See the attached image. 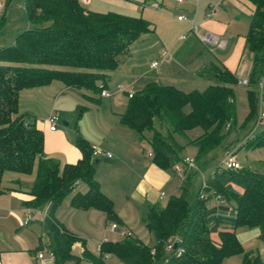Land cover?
Masks as SVG:
<instances>
[{"label":"trees","instance_id":"obj_1","mask_svg":"<svg viewBox=\"0 0 264 264\" xmlns=\"http://www.w3.org/2000/svg\"><path fill=\"white\" fill-rule=\"evenodd\" d=\"M248 1L254 6L244 45L250 56V118L258 101L255 88L262 84L264 90V0ZM23 5L30 26L21 30L12 44L0 46V194L4 192L1 180L5 171L28 174L36 166L29 199L23 205L34 209L47 206L43 233L46 247L55 256L53 264H106L105 254L116 256L120 264H221L234 254H242L240 264H264L258 254L244 250L235 233L238 226L256 228L264 244V173L243 167L231 170L219 164L204 186L193 181L198 171L217 157L215 151L225 148L224 141L236 122L234 86L238 75L214 63L200 73L211 81L204 89L184 91L172 84L148 81L131 97L126 96L119 114L120 123L149 144L153 164L172 175L184 167L179 194L168 196L164 204H151L145 211L142 221L153 236L151 242L124 235L101 241L95 254L86 248L84 238L57 219L63 199L78 183H84L87 189L75 190L71 206L100 210L107 221L122 224L113 201L95 178L102 157L93 156L92 144L76 131L74 145L81 158L75 163L60 165L46 155L35 117L19 110L20 92L57 80L86 90L87 100L99 101L110 73L130 57L134 44L148 34L155 36V26L142 16L90 10L81 0H24ZM241 145L264 148V125ZM187 147L195 149L197 168L193 172L183 160ZM213 197L216 203L208 205ZM213 234H218L219 240ZM77 241L81 252L73 250Z\"/></svg>","mask_w":264,"mask_h":264},{"label":"rangeland","instance_id":"obj_2","mask_svg":"<svg viewBox=\"0 0 264 264\" xmlns=\"http://www.w3.org/2000/svg\"><path fill=\"white\" fill-rule=\"evenodd\" d=\"M1 1L3 6L0 8V46H7L12 44L16 35L21 30L29 27L30 24L28 23L25 14L23 5L24 0H10L8 2H6V0ZM154 1H157L162 5L161 9H156L150 5V3ZM205 1L207 0H201V2H198V0H186L185 6H182L175 0H152L148 4L142 6V0H81V2L90 10L99 12L114 11L125 15L142 16L146 20L152 22L155 26V36L148 34L144 36L145 40L134 44L131 48L130 58L128 57L125 67H127V64L129 66L134 63L138 67H134L133 71L139 69L140 71H147L150 73L135 85L136 89H139L150 80L151 75L155 74L157 76L159 73H162L165 77H160L161 82L174 84L184 91L191 89L202 90L211 83V81L203 78L201 75H197L196 73L203 63L204 58L210 57L211 59H215V56L212 55H216V57L221 59L224 57L230 59L233 58L234 52H236L238 48H242V45L239 47V44L241 43V37L244 36L246 31L244 21L248 17L246 18L244 15L235 14L233 13L232 8L226 7L225 19L223 21L229 23V28L239 35L238 46L232 44L228 51L221 54L225 47L211 48L198 42V44H195L194 42L192 43L193 33H191L186 35L184 39H181L174 48H171V44L175 43L178 36L180 34H185L183 28L187 25V22L177 19L178 14H184L190 18L195 10H197L198 13L204 12V6L206 7L204 4ZM203 17L206 19L205 13L203 14ZM159 38L162 40L165 38L169 39L170 45L166 46L165 49H169L170 54L168 59L165 58L160 62L162 65H159V68H151L150 63L154 60L160 59V53L162 52V50L160 51L161 48H159V45H155L159 42ZM154 39H156L157 43L152 44L151 49L150 43H152ZM209 51L214 54H211ZM163 61H166V65L168 64L167 70H164L166 65ZM123 64L124 63H121L120 65ZM248 72L249 70L246 74L247 77ZM239 75L244 76L243 71L240 70L238 78ZM111 81L114 80L111 79ZM248 89H250L248 84L243 85L239 82L234 86V100L236 106L235 126L231 129L229 135L224 141V145H226L225 148L222 150H216L215 154L217 157L211 160L204 170L198 171L195 175L193 181L197 186L202 184L208 175L213 172L216 166L219 164L222 165V159L224 157L222 152L227 151H235V157L241 167L250 168L264 173V148L245 149L241 145L247 136L255 134L264 125V122H257L259 113L264 110V90L260 85L255 88L258 101L254 115L249 118L250 107L247 97ZM73 92V94L64 93L61 96L54 94V96L51 95L48 98H36L32 93L27 94V92H22L20 110H23L24 106H27L30 103L33 108H36L37 116H43L53 109L52 111L54 114L58 115L56 120L57 128L66 131L67 135L73 136L76 134V131L79 134H88L89 136L96 138L97 142H100L105 147H110L109 145H112L111 142H114V147L112 148V155H114V157L110 161L118 160L119 164L116 165V163L101 162L97 167V173L95 176L100 180L102 189L112 196L115 210L117 209L121 213L126 226L117 224L115 232H111L110 227L112 222L103 220L102 223L106 228L104 235L90 234L84 230L85 227L83 221L86 217L83 216L85 214H81L80 212L72 218L73 225L84 233V236L87 238L86 248L95 254L99 253L97 250L98 243L106 239H121L123 237L119 232L125 229L128 230V228L137 239L144 243L151 242L153 236L142 221L145 214L144 199L146 198V200L148 199L152 202L158 201L161 204H164L170 194H179L178 189L175 191V185L173 184L175 182L166 184L163 187L149 188L146 182L138 177L139 174L135 170L138 165L140 166V163H143L145 159H148L151 150L149 144L146 141L141 142L142 147L139 154L140 162L136 165L135 158H131L133 156H129L128 153V150L131 147L129 141L134 137V134L127 127L118 124V117L109 112L110 110L108 111V109H110L109 99H103L101 105H95L82 96L83 92L88 93L86 90H75ZM125 103V99L120 103H115L114 100L112 101L113 106L116 105L114 106L115 109L123 108ZM81 106L84 108L80 112ZM113 111L115 112L114 109ZM63 121H67L68 125H64ZM124 131L126 133H124ZM117 143H120L123 148L118 145L115 146ZM142 148H145L146 152H142ZM121 153L123 156L119 158L118 154ZM185 154H189L193 157L195 155L194 148L187 147ZM132 162H134L135 167L132 165ZM189 170L192 172L195 171L193 168H190ZM181 171H184L183 166L181 167ZM31 173L24 174L23 176L25 178H31ZM33 173H36V170H33ZM181 175L182 177L185 176L183 173ZM5 182L6 178L3 179V183ZM138 184L141 185L145 192L144 196L142 191L139 190V187H137ZM84 185L85 184L82 183L80 187L83 189ZM160 190H163L166 195L159 199L158 195ZM2 199L4 198L2 197ZM216 200L217 198L213 197L208 200L207 204L212 205L216 203ZM7 211L0 212V243L2 247L15 242V240L12 239V235L14 234L16 227L21 224L13 212L7 213ZM45 216L46 215H43V219ZM38 225V222H33L32 225L23 226V228L27 227L28 229H32L31 232H27L23 228L20 230L22 231V236L28 246L34 248L36 253L42 250L43 247L47 245L48 241L44 233H40ZM255 229L256 228L238 226L235 229V233L241 241L244 250L251 254H258L264 263V244L257 237ZM20 231L18 233H20ZM214 237L218 238V234L214 235ZM17 243L20 244L19 242ZM79 244V241L73 244V250L75 252H78L79 248L74 246ZM241 257L242 254L228 256L223 259L221 264H239ZM106 264H120V261L116 256L111 255L106 258Z\"/></svg>","mask_w":264,"mask_h":264},{"label":"crops","instance_id":"obj_3","mask_svg":"<svg viewBox=\"0 0 264 264\" xmlns=\"http://www.w3.org/2000/svg\"><path fill=\"white\" fill-rule=\"evenodd\" d=\"M175 1L179 4H181L182 6H185V4H186V0H183L181 2H179L177 0H175ZM199 1L201 2V0H198V2ZM155 2H157V1H155ZM157 3L159 4L158 9H161L162 5L159 2H157ZM204 4L206 5V7L204 6V12H199L200 13L199 14L198 11L195 10L193 12L192 16H190L191 19L187 15H184V14H178V16L184 15L189 20L193 21L197 25L199 32L211 31V32L219 35L226 42V46L222 50L221 54L228 51L229 47L232 44H235L238 46V40H239V35L234 33V31L229 28V23H226L223 21L225 19L226 7L232 8L233 13L238 14V15H244V17H246V18L248 17V18L244 21L246 31H245L244 36L241 37V41H240L241 43L239 44V47L242 45V48H238L237 51L234 52L233 58H231V59L225 58V57L223 59H221L219 57H216V55H212V56H215V59H211L210 57H205L200 68L196 71L197 75H201L200 73L204 69L208 68L209 64L214 63V64H217L220 66H225L229 70L235 72L237 75L239 74V72L241 70V71H243L244 75L246 76L247 71L249 70V67H250V59H249L250 56H249L248 52L244 50L245 35L248 31L250 18H251L253 11H254V6L248 0H209V1L207 0L204 2ZM211 4H216L217 13L211 18L205 19V17H203V14L206 13V10L208 9L209 5H211ZM200 6H201V4H200ZM183 21L187 22L186 27L183 28V32L185 31L184 33L186 35L191 34L192 32L189 31L191 23L189 21H186V20H183ZM179 36H178V38H179ZM178 38L176 39L175 43L171 44V48H174V46L181 40ZM154 40L152 43H150L151 49H152L151 45L154 43H157L156 39H154ZM158 40H159V42L155 45H159V48H161L160 51L161 50L162 51L168 50L169 54H170V50L165 49L166 46L170 45L169 39L165 38L164 40H162L161 38H159ZM192 40H193V41H191L192 43L194 42L196 44L198 42V43L202 44L194 34H193ZM209 52L211 54H214L211 51H209ZM168 57H169V55H168ZM168 57H167V59H168ZM126 62H127V60L124 62L123 65H120L118 68H116L115 70H113L110 73V78H109L108 83H107L108 89L114 90L115 89L114 87L116 84L125 83V84H128L129 86H131V88H133L134 90H136L135 85L138 82H140L145 76L150 74L147 71H140L139 69H136L133 71L134 67H136V68L138 67L134 63L130 64L129 66L127 64V67H125ZM165 62H164V64L166 65ZM160 65H162V63ZM167 65H166L164 70H167ZM167 76H169V75H167ZM150 77H151V79L148 81L153 80V81L161 82L160 77L161 78L165 77V75L162 73H159V75H157V76L155 74H153ZM111 79H113L114 81H111ZM161 83H163V82H161ZM163 84H167V83H163ZM172 85H174V84H172ZM75 90H80V89H76V88L66 86L62 82L57 81V80H54L50 84L45 85V86L23 89L20 92V96H19V110H20V103H21V98H22V94H23L22 92H25V93L27 92V94L32 93L36 96V98H38V97L48 98L51 95L54 96V94L59 95V96H61L64 93L73 94L74 93L73 91H75ZM84 94L85 93L83 92L82 96L87 100V98L85 97ZM103 99H109V108L110 109H108V111L110 110L109 112H111L112 114H115L118 117V119H117L118 124L125 126V125L121 124L119 121V114L124 110L125 105L123 106V108L115 109L114 106H116V105L113 106L112 101L114 100L115 103H120L123 99L126 100V94H114L109 98L101 97L99 101H95V102L89 101V100H87V101H89L90 103L95 104V105H101ZM113 109L115 110V112L113 111ZM52 110L53 109H51V111H49L47 114H45L43 116H41V115L37 116L38 114L36 115V113H37L36 108H33V106L30 103L27 106H24L23 110H20V111L25 112V113H29L30 115L35 117L36 126L43 133V149H44V152L46 155H48L50 157H54L60 163V165H63L65 163H75L79 158H81L80 150L74 145V136L75 135L69 136L66 134V131H64V130H60L58 128L51 130L49 128V124H48L46 118L50 114H54V112ZM128 129H130V128H128ZM124 133H126V132L124 131ZM133 134H134V137L131 138V141H129L131 147L129 148L128 153H129V156L130 155L133 156L131 158H135L136 165H138V163L140 162V158H139V154L141 152L140 149L142 147L141 142H144V141L139 140L137 135L134 132H133ZM81 135L86 140H88L91 144L98 145L101 148L105 149L106 151H109L112 154V152H113L112 148L114 147V142H111L112 145H109L110 147L112 146L111 148L105 147L100 142H97L96 138L89 136L88 134L86 135V134L82 133ZM117 145L120 146L121 148H123V146L120 143H117L115 146H117ZM255 149H257V148H255ZM144 151L146 152L145 148H142V152H144ZM186 155L191 156L189 154H186ZM118 156L120 158L123 155L121 153V154H118ZM113 157H114V155H112L111 157L102 156V158L99 159L97 167L101 162L112 163V164L116 163V165L119 164L118 160L117 161L116 160L110 161L113 159ZM132 165L135 167L134 162H132ZM35 167L36 166H34L33 170H36ZM97 167H96V173H97ZM137 168H139V169H137ZM137 168H135V170L139 174L138 177L141 178L143 181H145L149 188L161 187V186L163 187L166 184H170V183L175 182V183H173L175 185V191L177 189L179 190V185H180V182L182 179L181 174L183 173V171H181L180 167L177 171V174L172 175L171 173H169V172L159 168L155 164H153L151 161V153H150L148 155V159L147 160L145 159V161L143 163H140V166L138 165ZM96 173H95V175H96ZM5 174H8V175H5ZM35 174L36 173H33V171H32L31 178L30 177L25 178L23 176L24 175L23 173H18V172H14V171H5L2 175L1 186L4 189V192L0 194V212L2 213L3 211H7V210H8L7 213L13 212L15 217H17L19 219L21 224L20 225L18 224L19 226L16 227L14 234L12 235V239L15 240V242H12V243L8 244L7 246H3V247L1 246V243H0V264H40L39 260L36 257V254H37L36 251L34 250V248H30L28 246V244L24 240V237L22 236V231H20V230H22L23 226L32 225L33 222H38V224H39L38 227H39L40 233H43V212H44V210L47 211V207L44 209H34V208H30V207L23 205V201L27 200L29 198L28 191L30 190V188L34 182ZM176 177H177V179H176ZM4 178H6L5 183H3ZM95 178L99 182L102 192L105 193L113 201V204H114V200H113L112 196L107 194V192H105L102 189V184H101L100 180L97 179L96 176H95ZM81 184L82 183H78L75 190L85 191L87 189L86 185H84V187L82 189V187H80ZM137 187H139V190L142 191V194L144 196L145 192L143 191L141 185L138 184ZM75 190L73 192L69 193L63 199L60 207L58 208V210L56 211V214H55L57 219L67 229H69L70 231L74 232L75 234H77L80 237L87 240V238L84 236V233L80 229H78L77 227H75L73 225L72 218L75 215L79 214V212H80L81 214H85L83 216L86 217V219L83 221L85 229L81 227L82 229L86 230L87 233H90V234H96V235L97 234H103L104 235L106 228L102 222H103V220H106L105 214L102 211L94 209V208H89L87 210H78V209L73 208L70 204V201H71V197L74 194ZM161 192H164V191L163 190L159 191V195H158L159 199L161 198L160 197ZM164 195H166L165 192H164ZM170 195H172V194H170ZM2 197L4 199H2ZM157 202L158 201L152 202V201H149L148 199L146 200V198H145L144 199L145 211L149 205L157 203ZM114 209H115V207H114ZM28 210H33L34 219L32 221H30L29 223L24 224L23 219L26 216V214L28 213ZM115 212L119 215L120 219L122 220L121 225L126 226L125 221L122 219L121 213L117 209L115 210ZM23 229L26 230L27 232L32 231V229H28L27 227H25ZM19 231H20V233H18ZM110 231L115 232V229L111 230V227H110ZM127 231L131 232V234L133 235L132 231L129 228ZM255 231H256V234L258 237V232H259L258 229H255ZM214 235H217V234H213L212 236L214 239L219 240V238L214 237ZM17 242H19L20 244H18ZM240 243H241V241H240ZM74 247L79 248L82 246H81V244H79V245H76ZM241 259H242V257H241ZM240 263H241V260H240Z\"/></svg>","mask_w":264,"mask_h":264},{"label":"built area","instance_id":"obj_4","mask_svg":"<svg viewBox=\"0 0 264 264\" xmlns=\"http://www.w3.org/2000/svg\"><path fill=\"white\" fill-rule=\"evenodd\" d=\"M177 1L181 2L183 0H177ZM150 5L154 8H159V4L155 1L151 2ZM2 6H3V4H2V1L0 0V8ZM216 13H217L216 4H211V5H209L208 9L206 10L205 15H206V18L209 19V18L213 17ZM177 19L189 21L191 23L189 31L192 32L203 45L211 47V48H224L226 46V42L219 35L211 32V31L199 32L197 25L193 21L189 20L186 16L179 15V16H177ZM185 37H186V34H182L179 36L178 39H184ZM160 54H161L160 59L154 60L150 63L151 68H157L160 65V62L168 57L169 51L163 50ZM238 82L243 84V85H247L248 84V77L245 75L244 76L239 75ZM260 87L262 88V84H260ZM133 92H134V89L131 88V86H129L128 84L119 83L116 85L114 90H110L108 88H103L100 91V97L109 98L114 94H126V96L131 97ZM57 118H58V115H55V114H50L46 118V120L49 124V128L51 130H54L57 128V124H56ZM257 122L258 123L264 122V110H262L259 113V115L257 117ZM92 154L95 157H102V156L111 157L112 156V154L109 151H106L105 149H103L100 146L95 145V144H92ZM183 160H184V162L188 168H193V169L197 168L196 162L193 159V157L187 155L184 157ZM222 166L226 169H231V170L241 168V165L237 161L234 152H228V151L224 154V157L222 159ZM201 185L202 186L205 185V180L202 182ZM162 196H164V192L160 193V197H162ZM220 202H224V201L220 200ZM46 213H47V211L44 210L43 215H46ZM33 219H34L33 210H28V213L26 214V216L23 219V223L27 224L30 221H32ZM116 228H117V224L112 222L111 230H114ZM119 234L121 236H124V235H130L131 232H129L127 230H122L119 232ZM170 245L171 244H169L168 247H170ZM99 249H100V244L98 243L97 250H99ZM82 250H83V248L79 247V252H81ZM36 257L39 260L40 264H53L54 259H55L54 253L50 249H48L46 246H44L42 250L37 252ZM105 257L108 258L109 255L105 254Z\"/></svg>","mask_w":264,"mask_h":264},{"label":"water","instance_id":"obj_5","mask_svg":"<svg viewBox=\"0 0 264 264\" xmlns=\"http://www.w3.org/2000/svg\"><path fill=\"white\" fill-rule=\"evenodd\" d=\"M63 124H64V125H68V122H67V121H63Z\"/></svg>","mask_w":264,"mask_h":264}]
</instances>
